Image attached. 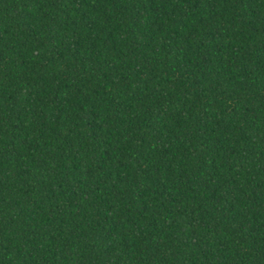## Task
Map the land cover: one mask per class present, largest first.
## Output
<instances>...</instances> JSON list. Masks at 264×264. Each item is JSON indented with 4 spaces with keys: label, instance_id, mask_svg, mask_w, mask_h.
<instances>
[{
    "label": "trees",
    "instance_id": "1",
    "mask_svg": "<svg viewBox=\"0 0 264 264\" xmlns=\"http://www.w3.org/2000/svg\"><path fill=\"white\" fill-rule=\"evenodd\" d=\"M0 264H264V0H0Z\"/></svg>",
    "mask_w": 264,
    "mask_h": 264
}]
</instances>
